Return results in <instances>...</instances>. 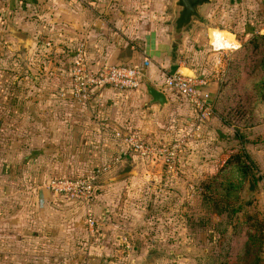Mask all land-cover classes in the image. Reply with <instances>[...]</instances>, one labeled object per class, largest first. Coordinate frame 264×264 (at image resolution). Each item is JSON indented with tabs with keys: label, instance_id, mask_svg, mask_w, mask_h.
I'll list each match as a JSON object with an SVG mask.
<instances>
[{
	"label": "crops",
	"instance_id": "0c3cea01",
	"mask_svg": "<svg viewBox=\"0 0 264 264\" xmlns=\"http://www.w3.org/2000/svg\"><path fill=\"white\" fill-rule=\"evenodd\" d=\"M173 1L0 5V264H124L113 256L127 238L122 224H136L135 206L177 217L233 155L224 147L231 129L215 114L201 120L166 88L165 78L179 72L208 80L203 91L214 104L232 56L252 36L264 37V0H211L179 40ZM80 45L92 70L106 64L141 69L140 89L95 91L85 107L74 105L72 62ZM148 87L165 96L164 106L152 103ZM130 134L151 146L180 141L176 167L129 151L118 135ZM114 161L91 204L96 225L88 232L77 212L85 207L51 195L47 184ZM150 193L157 198L148 199Z\"/></svg>",
	"mask_w": 264,
	"mask_h": 264
},
{
	"label": "trees",
	"instance_id": "16d2710c",
	"mask_svg": "<svg viewBox=\"0 0 264 264\" xmlns=\"http://www.w3.org/2000/svg\"><path fill=\"white\" fill-rule=\"evenodd\" d=\"M213 110L235 137L240 130L264 123L263 36H252L232 56ZM255 170L246 152L233 154L216 176L207 178L196 189L198 213L185 215L188 225L206 232L213 229L209 218L215 216L220 220L215 225L224 229L220 231L225 244L208 255L209 264H264V224L247 213L245 220L238 218L242 205L248 204L242 200L241 192L249 178L256 182ZM199 212L204 216L200 217ZM235 240L242 242L239 249L233 248Z\"/></svg>",
	"mask_w": 264,
	"mask_h": 264
},
{
	"label": "rangeland",
	"instance_id": "374dc122",
	"mask_svg": "<svg viewBox=\"0 0 264 264\" xmlns=\"http://www.w3.org/2000/svg\"><path fill=\"white\" fill-rule=\"evenodd\" d=\"M144 2L154 4L156 0H144ZM226 133L228 134H226L225 140L228 143L227 145L225 144L224 147L230 146L233 150V154L246 152L256 166V182H253L256 186L257 193L253 196L247 197L246 182L243 191L241 192V198L244 203L248 204L242 205L244 209L238 214V218H243L245 220V218H247L245 213H247V215L257 217L264 224V123L251 129L240 130V133L237 135L238 137H235V133L232 129ZM102 178L99 180V183ZM99 183L97 185L96 195L100 194ZM157 196L158 195L154 193H150L148 199L154 200ZM189 199H191V197H189ZM66 201L68 204L73 205L76 208L81 209V207H85V210L87 211L82 210L79 212V210H77L84 223L88 222V215H92L93 217L91 209L93 201L89 204H74L68 200ZM131 206L133 207L134 204H131ZM143 207L139 208L138 206H135V208L139 210L136 216V224H122L123 232L126 234L127 238L120 242V253L113 256L115 262L118 260L124 264H130L131 261L134 260L136 261L134 262L135 264H140L148 255L156 254L157 260L155 264H209L208 255L216 252L225 244V240L221 235V231L223 232L224 229L222 227L219 229L215 225V222L217 224L220 221L217 217L213 216L212 218H209L213 222V227H211L213 229H209L206 232H203L202 229L191 228V225H188L187 221H185V217L184 220L180 217L178 218L179 215L184 216V214L191 215V213H198V199H195L193 204L190 205H187L185 200L183 209L180 210V213L178 212L179 214L177 217L173 216L166 218L163 215L165 213L163 210L151 214L150 209H144ZM122 213L121 216L125 217L129 214L131 215V213ZM199 216H204L203 212L202 214L199 212ZM84 225L86 228L82 224L84 230L87 229V231L90 232L88 223L87 225ZM84 230L83 232H85ZM241 244V241L235 240L233 248L239 249ZM128 247L133 251L131 255H128L127 253ZM171 251H174V253L171 254ZM213 255H210L211 258ZM65 257L67 256L65 255ZM72 258H75L74 254H72ZM236 262L239 263V256H236Z\"/></svg>",
	"mask_w": 264,
	"mask_h": 264
},
{
	"label": "built area",
	"instance_id": "2783aa9c",
	"mask_svg": "<svg viewBox=\"0 0 264 264\" xmlns=\"http://www.w3.org/2000/svg\"><path fill=\"white\" fill-rule=\"evenodd\" d=\"M5 0H0V5ZM148 66L149 61H144ZM225 75V71L222 72ZM143 73L141 69L130 66L103 65L99 69L92 70L86 59L85 48L80 45L72 62L71 73V101L74 105L85 107L95 91L104 89H116L123 92L136 91L142 84ZM208 80L196 76H185L179 72L165 78V86L185 99L198 113L201 120H209L214 115L213 102L203 88ZM127 149L138 154L143 160L160 162L163 165L174 168L178 163L183 145L176 141L166 146H151L146 144L138 135L130 134L120 136ZM103 166L98 170L75 178L52 179L46 189L55 197H62L74 204H89L93 201L97 192L99 180L108 174L112 166ZM88 228H95L92 215H88Z\"/></svg>",
	"mask_w": 264,
	"mask_h": 264
},
{
	"label": "water",
	"instance_id": "95a60500",
	"mask_svg": "<svg viewBox=\"0 0 264 264\" xmlns=\"http://www.w3.org/2000/svg\"><path fill=\"white\" fill-rule=\"evenodd\" d=\"M212 4L211 0H174L172 11L175 13L174 37L179 40L186 31L202 20V11ZM147 95L151 98L153 104L164 106L166 104L165 96L152 87L147 88ZM257 193L256 186L250 178L247 181L246 196H253ZM156 254H150L142 260L140 264H155ZM135 264V263H132Z\"/></svg>",
	"mask_w": 264,
	"mask_h": 264
}]
</instances>
